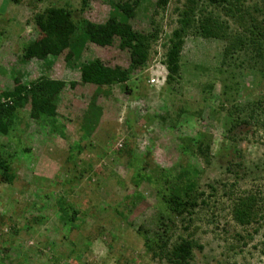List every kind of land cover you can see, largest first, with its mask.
<instances>
[{
  "label": "rangeland",
  "instance_id": "obj_1",
  "mask_svg": "<svg viewBox=\"0 0 264 264\" xmlns=\"http://www.w3.org/2000/svg\"><path fill=\"white\" fill-rule=\"evenodd\" d=\"M85 1L80 14L81 0H0V92L10 89L14 77L22 84L40 76L64 83L58 94L63 102L57 103L54 118L60 132L52 126L36 127L28 119L25 104L14 113L15 130L8 137L0 136L5 150L0 158L5 157L17 175L10 186L0 183V262L5 257L3 264H70L67 257L78 253L81 264H168L161 255L147 251L141 237L149 239L159 228L152 184L141 182L135 190L140 199L134 207L128 213L121 209L124 215L115 213L119 203L124 204L134 193L128 154L132 150L137 161L144 157L146 169H167L171 175L186 165L197 170L196 192L204 194L197 203L203 200L204 204L199 202L190 215L176 218L161 214L170 243L187 236L200 246L201 250H192L189 264H264V128L247 119L244 122L241 114L233 116L229 124L224 108H220L225 76L220 72H224L219 66L220 51L241 28L213 15L225 19L227 40L186 37L179 59L181 71L160 91L161 83L150 87L146 80L139 84L134 79L129 93L117 85L106 94L88 84L70 88L69 82L78 80L82 63L98 58L108 66L126 67L127 53L118 50L116 40L105 47L84 40V50H75L67 60V50L44 60H23L22 49L37 37L32 15L50 3L66 5L76 11L75 19L81 16L93 23L104 22L113 12L115 0ZM182 2L169 0L164 11L153 17L155 0H139L134 16L126 22L141 33L158 29L162 37L174 25L173 7ZM254 5L264 4L244 0V6ZM169 22L172 25H166ZM162 40L151 46L144 69L132 75L162 76L160 50L155 51ZM248 50L238 51L237 59L229 60L236 84L235 103H249L248 107L263 97L264 111V81L258 78L254 82V74L244 71ZM152 112L163 118L151 119ZM85 118L91 120L88 125ZM198 133L206 136L197 138L201 142H192L188 152H181L178 139L194 138ZM72 177L79 181H73L68 190L65 181ZM152 177L156 179L157 173ZM242 195L258 199L255 220L245 226L235 224L230 216L232 201ZM58 199L62 200L59 204L64 201L77 212L73 225L68 224L66 213L56 212ZM32 203L41 206L38 209ZM27 221L32 227L29 234L22 227Z\"/></svg>",
  "mask_w": 264,
  "mask_h": 264
},
{
  "label": "trees",
  "instance_id": "obj_2",
  "mask_svg": "<svg viewBox=\"0 0 264 264\" xmlns=\"http://www.w3.org/2000/svg\"><path fill=\"white\" fill-rule=\"evenodd\" d=\"M37 1L41 2V0ZM260 1L264 4V0ZM168 2L169 0H155L154 12L151 16L155 17L158 11L163 12ZM85 3V0H81L80 14L83 12ZM138 3L139 0H115L112 4V14L102 23H93L81 18V16L75 19L74 14L76 11L66 8V5L63 4L50 3L40 12L32 15V26L37 33V37L24 45L22 59L44 60L48 56H57L67 50L64 55V59L67 60L71 58L75 50L77 52L84 50V40L99 47L110 46L116 40L118 50L127 53L128 63L126 67L108 66L100 59L93 58L81 64L78 69V80H71L68 86L73 88L77 83L88 84L97 88V92L106 94L111 86L117 85L123 93H129L131 92V86L134 85V80L138 81L139 84L146 80V84L154 87L149 83L151 77H144L138 73L147 64L151 46L157 40L160 41L163 38L162 42L157 45L159 49H155L156 52L160 50V65L163 66L162 76H158L159 80L157 82L161 83L158 86L160 91L163 89V84L166 86L170 85L174 79H177L181 71L179 59L185 38L196 36L206 40H227L224 35L226 30L225 19H229L236 26H239L242 32L228 38L230 39L229 43L224 45L220 51L219 66L225 72L220 71L225 75L221 81L220 108H224L226 112L225 121L229 124L232 122L233 119L231 118L233 116L236 118V116L238 117L241 114L239 116L245 120L244 122H247V119L254 122L256 126L264 128V111L261 110V99L263 97L254 99L248 107L249 103L246 105L235 103L236 84L233 82V73L231 72L233 67L229 61L237 59L238 51L249 49V59L244 63V71L246 74H254L252 77L254 82L258 78L264 81V5H260V7L254 5L252 8H248L244 6V0H183L180 7H173V14L175 13L176 15L173 21L174 25L170 22L166 24L172 26L166 34L162 33V37H160L161 31L158 29H153L150 33H141L132 29L126 22L127 19L134 16ZM215 14L223 16L225 19L219 20L217 16L215 18L212 17ZM118 15H120L121 20H118ZM149 23L153 25V19H149ZM135 70L138 73L136 72V74L132 75ZM63 87L64 83L62 81L48 79L45 76L33 78L27 84H22L19 78L14 77L11 80L10 89L0 92V97L5 100L0 103V136L8 137L15 130V128L13 129V122H15L14 113L17 109L24 107L25 104L29 108L28 119L35 122L36 127L52 126L53 131L60 132L54 118H56L55 109L57 103L63 102L62 97L60 96L61 99L58 97ZM143 87L145 86L143 85ZM207 89L211 88L207 87ZM214 98L217 100V96H214ZM226 103L229 105L227 108L225 107ZM151 117V119H162L163 115L160 116L152 112ZM89 121L91 120H87V118L84 120L86 125L89 124ZM205 136L206 134L204 133H198L194 138H179L181 152H188L192 142H201L197 138L203 139ZM128 144L131 145L130 143ZM126 145L127 142L125 140L123 147ZM16 146L19 147L20 144L17 142ZM195 146L200 154L204 153L197 144ZM23 150L28 153L26 148L23 147ZM131 151L128 150V154L131 157L129 160L130 168H133L130 183L134 188V193L132 197L128 196L125 198L124 204L119 203L115 213L123 214L120 211L123 208L128 213L134 207V203L140 199V194L135 190L138 189L141 182L152 184L157 199L156 208L158 207L157 222L159 223V228L154 231V234L149 239L145 235H141L143 246L147 251L152 252L151 254L161 255L165 263L189 264L192 259V250L195 248L201 250L200 246L196 245L187 236L184 238L180 236L170 243L169 237L165 236L167 229L165 228L166 225L161 223L163 218L161 214L164 213V215L176 218L183 214L190 215L199 202L204 204L203 200L197 203L199 197L201 198L204 195L203 192H196L197 183L195 178L197 170L192 166L186 165L185 168H181L178 172L171 175L167 169H160L158 170L159 172L154 171V167L153 170L146 169L147 164L144 162V157L137 161L132 157ZM0 152H5L1 145ZM11 155L13 158L14 153H11ZM7 156L9 157V155ZM153 172L157 173L156 179L152 177ZM16 179V171L10 167V162L5 157L0 158V183L10 186ZM73 181H79V179L72 177L65 181V184L68 185V190ZM209 189L214 192V189L210 187ZM42 198L44 199V197H40V200ZM61 201V199H58L57 205ZM257 202L258 199L254 195L235 197L230 207L231 220L240 226L251 223L252 220H255ZM64 203L66 202L63 201V203L56 206V212L66 213L69 223L68 221L65 223L73 225V222L77 220V212L72 206L64 205ZM31 205H34L35 208H40L41 206V204L38 205L36 203ZM60 206L62 207L60 208ZM29 222L32 221L30 220ZM29 222L27 221L22 226L27 234L32 232ZM18 231L16 229L14 235ZM79 256L80 254L78 253H72V255L67 257L66 263L81 264ZM4 262L5 257H2L0 263L3 264Z\"/></svg>",
  "mask_w": 264,
  "mask_h": 264
},
{
  "label": "built area",
  "instance_id": "obj_3",
  "mask_svg": "<svg viewBox=\"0 0 264 264\" xmlns=\"http://www.w3.org/2000/svg\"><path fill=\"white\" fill-rule=\"evenodd\" d=\"M158 76L159 75H156L155 78H150L149 83L153 86L156 85L159 80Z\"/></svg>",
  "mask_w": 264,
  "mask_h": 264
},
{
  "label": "clouds",
  "instance_id": "obj_4",
  "mask_svg": "<svg viewBox=\"0 0 264 264\" xmlns=\"http://www.w3.org/2000/svg\"><path fill=\"white\" fill-rule=\"evenodd\" d=\"M162 75V74H161ZM164 80H165V77H164V79H163V83H164ZM5 100L4 99H2L1 97H0V103L1 102H4Z\"/></svg>",
  "mask_w": 264,
  "mask_h": 264
}]
</instances>
